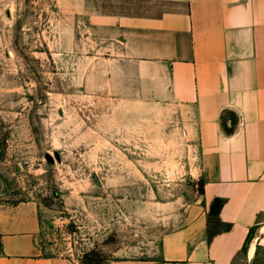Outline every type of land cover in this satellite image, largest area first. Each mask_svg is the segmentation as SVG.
Returning <instances> with one entry per match:
<instances>
[{"label":"rangeland","instance_id":"obj_1","mask_svg":"<svg viewBox=\"0 0 264 264\" xmlns=\"http://www.w3.org/2000/svg\"><path fill=\"white\" fill-rule=\"evenodd\" d=\"M57 2L13 0L0 39V205L35 204L43 254L68 264L170 262L163 240L202 201L190 117L96 58L84 19L72 50ZM256 221L231 264H264Z\"/></svg>","mask_w":264,"mask_h":264},{"label":"crops","instance_id":"obj_2","mask_svg":"<svg viewBox=\"0 0 264 264\" xmlns=\"http://www.w3.org/2000/svg\"><path fill=\"white\" fill-rule=\"evenodd\" d=\"M12 1L0 0V39ZM57 3L74 27L72 50L84 19L96 58L104 50L116 73L138 77L153 98L190 117L202 201L163 240L164 264H231L264 209V0ZM216 199L223 203L213 215ZM41 230L35 204L0 205V264H68L43 254Z\"/></svg>","mask_w":264,"mask_h":264},{"label":"trees","instance_id":"obj_3","mask_svg":"<svg viewBox=\"0 0 264 264\" xmlns=\"http://www.w3.org/2000/svg\"><path fill=\"white\" fill-rule=\"evenodd\" d=\"M222 203H223V201H222L221 199H216V200H215V203H214V205H213V207H212V214H213V215H218L219 210H220V207L222 206ZM251 235H252V232H251V234L249 235L246 244L248 243V241H249ZM246 246H247V245H246Z\"/></svg>","mask_w":264,"mask_h":264},{"label":"water","instance_id":"obj_4","mask_svg":"<svg viewBox=\"0 0 264 264\" xmlns=\"http://www.w3.org/2000/svg\"><path fill=\"white\" fill-rule=\"evenodd\" d=\"M48 158H49V160H50L51 162L54 161V159L52 158V156H51L50 154L48 155ZM254 237H255V234H254V232H253L252 235H251V237H250V239H249V241H248V244L251 243V241L254 239ZM249 245H250V244H249Z\"/></svg>","mask_w":264,"mask_h":264}]
</instances>
